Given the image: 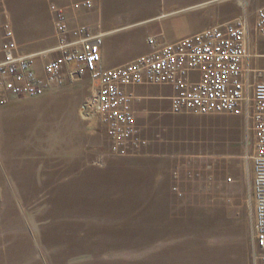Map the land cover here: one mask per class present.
<instances>
[{
  "label": "rangeland",
  "instance_id": "obj_1",
  "mask_svg": "<svg viewBox=\"0 0 264 264\" xmlns=\"http://www.w3.org/2000/svg\"><path fill=\"white\" fill-rule=\"evenodd\" d=\"M31 5L46 18L52 5L66 15L72 9L70 0H0L1 29L33 22ZM262 6L98 0L73 26L67 22L71 30L91 29L85 18L99 23L101 14L103 30H118L105 41L130 38L131 55L149 37L180 40L246 15L259 56L252 64L261 69L264 36L254 23ZM130 91L142 144L125 154L111 150L98 114H84L94 92L88 76L66 75L39 98L12 96L0 106V264H253L245 120L172 114L168 86Z\"/></svg>",
  "mask_w": 264,
  "mask_h": 264
},
{
  "label": "built area",
  "instance_id": "obj_2",
  "mask_svg": "<svg viewBox=\"0 0 264 264\" xmlns=\"http://www.w3.org/2000/svg\"><path fill=\"white\" fill-rule=\"evenodd\" d=\"M98 0H76L74 10H89ZM58 44L43 54L42 74L36 70L41 54L17 53L11 28L0 33V106L9 96L40 97L59 86L64 76H88L94 92L84 104L86 116L98 114L114 153L125 154L142 144L128 88L168 86L171 113L181 115L229 114L242 117L251 135L254 224L251 249L253 264H264V68L254 67L255 46L246 15L207 28L171 43L153 38V50L115 68L101 65L104 34L87 26L70 29L63 7L52 5ZM254 30L264 36V6L256 13ZM249 135V137H250ZM247 139H249L247 137ZM144 143V142H143Z\"/></svg>",
  "mask_w": 264,
  "mask_h": 264
},
{
  "label": "crops",
  "instance_id": "obj_3",
  "mask_svg": "<svg viewBox=\"0 0 264 264\" xmlns=\"http://www.w3.org/2000/svg\"><path fill=\"white\" fill-rule=\"evenodd\" d=\"M76 0H70V6L72 8V3L75 2ZM97 3V2H96ZM57 6H62V5H57ZM27 9H30L32 12H36L35 20L33 22H24L22 23L21 26L16 27L17 29L14 30L13 25L11 27L13 28V33H14V39L17 43V53L22 54V55H30V54H41L37 58V63H36V70L39 75L42 74V67L45 61L48 60L50 57L48 54H43V52L48 51L49 49L55 47L58 44V35L56 33L55 27H54V13L53 11H48L49 17H45L44 13H42V9H37L36 6L31 5L30 7H26ZM25 7L22 8L20 11L22 14L25 10H27ZM39 10V11H38ZM86 10H74L73 8L68 10V18H69V24L73 26V19L74 18H81L84 16H87ZM98 12L99 15V10L96 11ZM1 13V12H0ZM53 13V15H52ZM93 16V15H91ZM89 17V15H88ZM97 18V16H96ZM86 20L84 21H90L91 25V30L95 33H102L104 34L103 37V44L101 46V65L103 68H115L119 66H123L124 64H127L131 61H133L135 58H137L140 55L148 54L150 53L153 48L147 43L145 45L141 46L140 51L136 54H128V48H130L132 42L130 41V38L125 37L124 39L121 40H115V39H110L108 41H105V36L108 34H112L115 31L118 30H103L105 27H107L104 23L103 16L100 14V17H98L99 20H96L95 23L94 18H85ZM4 22V15H0V33L2 32V25ZM10 23V22H9ZM104 23V24H103ZM108 23V22H106ZM108 25V24H107ZM95 26V27H94ZM97 28V29H96ZM152 38V37H149ZM148 38V39H149ZM156 41V38H154ZM178 39L174 41H165L161 39L159 43H171L175 42ZM89 79V77H88ZM91 82V80L89 79ZM131 88V87H130ZM130 88H128V91L133 95L132 91H130ZM133 90V88H132ZM13 98L12 96L8 97L9 99ZM39 98V97H36ZM83 107V105L81 106Z\"/></svg>",
  "mask_w": 264,
  "mask_h": 264
}]
</instances>
